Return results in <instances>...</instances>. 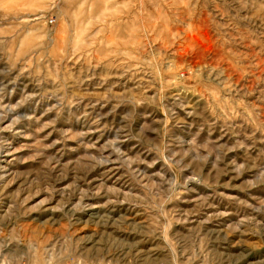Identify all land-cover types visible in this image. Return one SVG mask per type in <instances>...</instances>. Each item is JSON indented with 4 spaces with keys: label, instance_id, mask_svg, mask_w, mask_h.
I'll return each instance as SVG.
<instances>
[{
    "label": "rangeland",
    "instance_id": "1",
    "mask_svg": "<svg viewBox=\"0 0 264 264\" xmlns=\"http://www.w3.org/2000/svg\"><path fill=\"white\" fill-rule=\"evenodd\" d=\"M0 264H264V0H0Z\"/></svg>",
    "mask_w": 264,
    "mask_h": 264
}]
</instances>
